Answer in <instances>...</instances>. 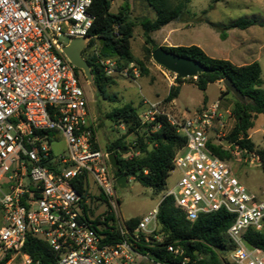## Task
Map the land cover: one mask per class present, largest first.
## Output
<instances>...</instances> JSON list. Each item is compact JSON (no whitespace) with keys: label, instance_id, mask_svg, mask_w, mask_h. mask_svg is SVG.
<instances>
[{"label":"built area","instance_id":"built-area-1","mask_svg":"<svg viewBox=\"0 0 264 264\" xmlns=\"http://www.w3.org/2000/svg\"><path fill=\"white\" fill-rule=\"evenodd\" d=\"M93 2L0 0V264H39L22 252L27 234L48 245L56 264H165L134 247L142 239L162 243L156 234L158 207L134 228L118 216L110 153L98 144L79 73L63 53L73 39H86L88 46ZM98 62L108 77L119 71L113 60ZM143 105L142 125L164 116L185 139L173 158L180 176L161 201L171 197L189 221L221 210L230 214L229 264H264V252L245 241L249 230L264 229V201L209 148L218 146L233 157L245 153L231 151L234 144L226 140L231 111L218 102L188 115L162 102ZM60 141L65 149L55 154L53 145ZM79 181L85 192L76 190ZM89 181L108 210L93 212ZM165 248L182 258L180 264L189 262L181 247Z\"/></svg>","mask_w":264,"mask_h":264},{"label":"trees","instance_id":"trees-1","mask_svg":"<svg viewBox=\"0 0 264 264\" xmlns=\"http://www.w3.org/2000/svg\"><path fill=\"white\" fill-rule=\"evenodd\" d=\"M113 0H94L89 13L94 18L92 27L88 32L91 40L82 51V58L88 63L92 75V81L97 94L107 101H113L107 93V88L114 84L111 77L105 75L103 66L98 60H113L118 70H126L131 64L139 68L141 77L149 74L143 63L137 60L130 50V41L133 36L134 23L128 19V0H123L117 13L110 12ZM153 9V20L143 19L140 27L143 31L145 51L148 57L159 47L151 38L153 32L170 22L180 20L184 10V3L188 0H177L173 5L170 0H145ZM218 1V0H215ZM253 19H239L228 25L209 24L221 40L226 38L225 31L230 28L244 30L255 25ZM97 39L99 47L96 53L91 52L94 40ZM100 41L101 46H100ZM163 49L189 58L201 66L207 72L198 74L188 79H175V85L169 88L164 98V103H170L178 97L180 86L184 83L194 85L198 90L205 91L209 84L222 82L229 79L235 88L241 93L243 100L235 99L225 88L220 91L219 98L226 95L231 97V116L234 120L231 131L226 140L234 144L231 151L242 150L246 154H254L258 157L261 170L264 172V148L256 149L249 138V132L254 128L258 115H264V88L261 80V67L258 62L236 66L228 60L209 57L197 46H176ZM77 73L80 70L75 69ZM204 102L206 97L204 96ZM110 118L123 124L128 134H135L129 148V157L124 158L121 150L127 149L121 138L106 145L105 151L113 153L118 161V168L112 169L114 177L121 176L132 178L142 187L150 188L156 193L165 191L166 179L174 169L173 158L175 152L185 144L184 137L178 135L164 116H157L153 122L142 125L139 113L131 104H125L114 109ZM143 131L139 135L138 131ZM128 148V149H129ZM211 152L224 161H230L233 156L230 151L218 146L209 145ZM78 192H85L79 181L76 186ZM86 197L83 196V200ZM139 219H130L128 224L134 228ZM232 223V216L221 210L208 215H199L194 221H189L185 215L175 207L171 197L164 198L157 208L156 234L162 237V243H146L143 239L134 244L136 250L142 254H148L153 260L165 264H180L181 257H175L169 253L165 246L172 244L184 250L183 257H188L187 264H223L218 252L230 253L232 245L225 236L227 228ZM107 235L106 230H103ZM114 239L116 236H109ZM245 241L250 246L261 249L264 252V229L260 232L249 230L245 235ZM23 254L29 256L33 262L39 264H56L57 256L48 245L36 237L27 234Z\"/></svg>","mask_w":264,"mask_h":264},{"label":"rangeland","instance_id":"rangeland-1","mask_svg":"<svg viewBox=\"0 0 264 264\" xmlns=\"http://www.w3.org/2000/svg\"><path fill=\"white\" fill-rule=\"evenodd\" d=\"M122 3L123 0H113L110 5V12L117 13ZM128 3V19L135 25L130 41V50L133 56L148 69L149 74L141 77L139 68L136 65H132V67L139 74L137 79L133 77L131 66L126 71L120 70L114 73L110 76L114 84L107 88V93L113 98V101H107L97 94L83 73L81 71L79 73L80 83L88 100L89 119L100 148L105 150L106 145L121 138L127 148L120 152L124 158L130 156L128 153L130 151L129 146L136 139V136L135 134H128L126 126L118 123L116 118L114 120L110 118L113 110L125 104H131L140 113L143 100L147 99L149 102L159 99L164 100V96L168 93V85L171 82L168 71L155 64L145 51L147 46L144 44L140 21L143 19L153 20L155 18L153 9L145 0H128ZM170 3L173 6L178 2L177 0H170ZM239 19H253L256 24L244 30L230 28L225 31L226 38L224 40H221L219 34L209 26V24L228 25ZM168 28H176L168 35L169 44L179 46L199 45L208 56L228 60L233 64L241 65L258 62L261 67V80L264 88V0H188L184 3L180 20L173 21L170 25L151 34V38L157 45L162 43L160 35ZM63 42H67V39H63ZM98 47V41L94 40L90 51H97ZM213 49L217 52L211 53L210 50ZM171 83L175 85V81ZM220 88L225 89L223 84L213 83L208 85L207 98L212 101L220 100L218 103L221 108L230 109L227 100L231 101V98L228 96L226 101H221L219 99ZM204 92L189 83L181 85L179 95L174 101L175 107L172 106L173 113H178L177 110L184 112L186 115L193 112L204 97ZM230 123L232 127L234 121ZM142 132L139 130V135ZM249 134L256 149L264 148V115H258L254 128ZM64 149L63 141L53 145L55 154L61 153ZM227 163L240 184L259 200L264 201V172L261 170L256 156L249 154L247 157L244 153L238 157L234 156ZM179 176L178 170H171L166 179L165 190L171 189ZM89 184L90 192L94 195L92 200V204H94L93 212L108 210L110 208L109 204L100 194L97 186L91 181H89ZM164 192L156 193L150 188L142 187L132 178H128L124 189L115 187L119 218L123 222L130 219H141L158 207ZM98 200L101 201V204L97 202ZM218 255L223 264L230 263L229 253L218 252Z\"/></svg>","mask_w":264,"mask_h":264},{"label":"water","instance_id":"water-1","mask_svg":"<svg viewBox=\"0 0 264 264\" xmlns=\"http://www.w3.org/2000/svg\"><path fill=\"white\" fill-rule=\"evenodd\" d=\"M101 42L102 41H100V46ZM86 47V39H73L70 41L68 46L63 48V53L67 60L76 69L83 73L88 83L94 88L90 67L88 63L82 58V51ZM151 59L155 64L174 74L176 78L180 79L196 77L198 74L207 72V70L196 61L168 52L164 50L162 46H159L152 52ZM222 84L235 99L240 101L243 100L241 93L235 88L229 79H224ZM108 162L113 170L118 168V161L113 153L108 155ZM127 181L128 180L126 176H121L116 179V186L119 189H124L126 187Z\"/></svg>","mask_w":264,"mask_h":264},{"label":"crops","instance_id":"crops-1","mask_svg":"<svg viewBox=\"0 0 264 264\" xmlns=\"http://www.w3.org/2000/svg\"><path fill=\"white\" fill-rule=\"evenodd\" d=\"M176 22V21H175ZM172 22H170V23H168L167 25H165V26H163V27H161V28H164V27H166V26H168V25H170ZM172 28V27H171ZM171 28H168L166 31H164L160 36H161V38H162V43L161 44H159V46H166V47H176V46H179V45H173V44H169V40H168V35L169 34H171V32L172 31H175L176 30V28H173V29H171ZM154 33V32H153ZM165 44H167V45H165ZM189 46H192V45H189ZM194 46H197V47H199L201 50H203V48L202 47H200L199 45H194ZM204 51V50H203ZM205 52V51H204ZM210 52L211 53H216L217 51H215L214 49L213 50H210ZM206 53V52H205ZM207 54V53H206ZM208 55V54H207ZM209 57H211V56H209ZM234 65H236V66H242V65H246V64H241V65H239V64H234ZM217 84H219V85H222V82H217ZM174 86V84H172L171 82L169 83V88L171 87V86ZM183 85V84H182ZM210 85V84H209ZM181 87V86H180ZM208 87V86H207ZM206 90H207V88H206ZM206 90H205V92H204V96L206 97V102H204V97L202 98V100H201V102L196 106V108L194 109V111H197V110H199V109H201L202 107H207V106H210V105H212V104H214V103H216V102H218V101H220V100H215V101H212V100H210V99H208L207 98V95H206ZM221 90H224L223 88H220L219 89V91H221ZM167 91H169V89L167 90ZM179 92H180V90H179ZM168 94V93H167ZM166 94V95H167ZM166 95L164 96V97H166ZM179 95V94H178ZM229 95H226L224 98H222L221 99V101H226L227 100V97H228ZM231 98V97H230ZM145 99V98H144ZM158 99V98H157ZM220 99V98H219ZM143 100V99H142ZM145 101H148L149 102V100H147V99H145ZM174 101L175 100H173L172 102H170V103H164V100L163 99H159V100H157V101H150V103H164L165 105H167V106H170L171 108H172V106H174L175 107V105H174ZM227 101H229V108H231V101L230 100H227ZM143 103V102H142ZM141 110V112L144 110V105L142 104V107L140 108ZM229 110H231V109H229ZM178 111V113H184V112H182V111H180V110H177ZM193 111V112H194ZM193 112H191V113H193ZM190 113V114H191ZM234 121V120H233ZM249 138H250V134H249ZM252 141V140H251Z\"/></svg>","mask_w":264,"mask_h":264}]
</instances>
